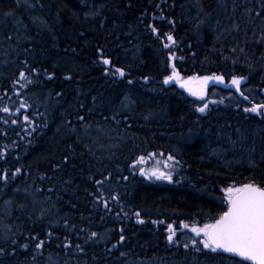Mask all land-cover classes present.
<instances>
[{
  "label": "trees",
  "instance_id": "obj_1",
  "mask_svg": "<svg viewBox=\"0 0 264 264\" xmlns=\"http://www.w3.org/2000/svg\"><path fill=\"white\" fill-rule=\"evenodd\" d=\"M166 34L176 41L170 48ZM172 62L183 79L245 77L248 99L217 85L204 100L190 98L163 83ZM106 67L125 77L105 75ZM21 71L33 83L21 87ZM127 93L139 114L120 117L111 142L95 145L98 137L75 131L103 124L114 105L128 107ZM253 104H264V0H0V108L10 109L0 111V177L8 176L0 178L8 209L0 208V264H238L196 252L190 240L200 238L188 229L169 244L166 229L218 218L229 185H264V116L244 112ZM124 137L139 150L114 155L109 148ZM149 153L174 155L171 182L142 176L146 162L131 167ZM105 157L124 160L135 185L111 192L119 197L108 201L111 211L94 197L93 179L115 173Z\"/></svg>",
  "mask_w": 264,
  "mask_h": 264
},
{
  "label": "snow or ice",
  "instance_id": "obj_2",
  "mask_svg": "<svg viewBox=\"0 0 264 264\" xmlns=\"http://www.w3.org/2000/svg\"><path fill=\"white\" fill-rule=\"evenodd\" d=\"M10 14V13H9ZM257 15H261V13H257ZM152 32L154 34L157 33V29L152 27ZM166 39L170 43H165V48H170L171 45H174L176 41L174 40L172 35L166 34ZM235 51V49H233ZM241 51H243L241 49ZM174 54L169 55V61L174 59ZM105 66H109L112 64L111 59L105 58L101 53V60ZM172 68V74L166 76L163 80L165 85L175 81L181 88L186 89L190 95L197 97L200 100H204L206 95L207 86L210 81H215L217 83H223L224 78L222 76H191L188 77L186 81H182L180 73L176 70L175 64H170ZM32 71H36L33 69ZM111 74L113 77L124 78L125 71L123 68L114 67L111 71L109 68H105V75ZM19 79L24 81L25 83L21 85V87H26V85L33 83L28 76H26L24 71L19 73ZM48 79H52L51 76ZM66 79H71V77H66ZM245 77H235L233 76L231 79V86L236 89L237 92L240 93L241 96L245 100L248 99L247 96L243 95L241 92V82L245 80ZM147 80V78H145ZM19 83V81H17ZM129 84L132 83L131 80L128 81ZM18 94V93H17ZM223 101H220L222 103ZM211 103L215 104L217 101H211ZM26 105L21 102L20 108H24ZM209 108L208 103H204L201 107H198L196 110L200 113H205ZM0 111L5 113H9L10 109L8 107L0 108ZM19 111V109H17ZM244 112L246 113H254L260 116H264V104H253L251 107L244 108ZM116 113L112 116V119H116ZM25 121H28V117H24ZM80 121L84 120L83 116L78 117ZM119 123V121H116ZM7 123V121H5ZM12 123H16L15 120ZM2 155V153H0ZM149 157H152L154 154L149 153ZM162 155V154H161ZM168 161H172L175 158L171 155L168 156ZM261 159H264V155H262ZM146 162L145 156H140L135 163L131 165L132 168H135L137 164H143ZM161 162H157V166L152 168L151 170L140 169V174L142 176L147 177L148 179H152L153 177L157 180H167L169 182L172 181V173L163 171L159 168V164ZM164 168H168L169 164L167 162H163ZM20 170L17 169V172ZM15 175V174H13ZM7 181L8 176L5 174L3 177H0ZM90 179H92L90 177ZM109 177H104L103 179H93L95 185L98 186L99 195L96 198L97 203L103 204L104 208L111 211L108 207V199L104 196L105 191V181L108 180ZM127 179V177H124ZM225 196L224 201L227 204V210L223 211L218 218L212 220V222L203 223L202 226H198L196 222H193L191 226L188 223L183 221L180 222L179 225L174 226L173 224L167 225V242L169 244H179L178 238L176 236L177 229H189L192 233L195 234L196 237L200 239H191L190 244L191 247L198 253L203 252L205 255L213 256V259L217 256H221L222 254H230V257H239L240 260L238 264H243L244 261H251L252 264H264V185L257 183L255 181H251L241 186L229 185L227 188L223 189ZM113 201H118L119 197L117 195H112L110 197ZM127 215V213H125ZM134 215L138 218L137 223L143 224L144 220L139 219L140 213L136 212ZM153 224L158 223L157 221H152ZM159 223H163L160 221ZM123 230H121L122 232ZM97 236L96 232H92L90 235V239ZM33 240L36 237H32ZM125 237L121 234L120 241L123 242ZM13 244L16 243L15 240L12 241ZM189 243H184L183 247L188 249L190 247ZM202 246V247H201ZM26 249L28 247L27 244L23 245ZM36 249H42L44 247V241H39L35 244ZM67 247V245H66ZM80 251L83 249L80 245H76ZM116 247V245H113ZM206 250V251H205ZM4 249L0 248V254H3Z\"/></svg>",
  "mask_w": 264,
  "mask_h": 264
},
{
  "label": "bare ground",
  "instance_id": "obj_3",
  "mask_svg": "<svg viewBox=\"0 0 264 264\" xmlns=\"http://www.w3.org/2000/svg\"><path fill=\"white\" fill-rule=\"evenodd\" d=\"M27 8L29 10H31V8H29V7H27ZM4 61H5V59H4ZM6 61H10V59L6 58ZM172 64H173V62H172ZM171 74H172V68L170 67V74L169 75H171ZM193 76H197V75H193ZM210 76H213V75H210ZM216 76H220V75H216ZM187 79L188 78H185V79L182 78V81L187 80ZM244 81L245 80H243V82ZM224 82L226 84V86L224 88H231V81L229 84H227L225 79H224ZM175 85L177 86V84H175ZM212 85H216V84H212ZM168 86H170V85H168ZM217 86H220V85H217ZM220 87H223V86H220ZM178 89L183 91L186 94V91H187L186 89H180V88H178ZM125 98H126V100L129 101L128 107H126L125 105H123V106L114 105V107H113V109L115 110L114 113L115 114L119 113V115H116V119L113 120L112 116L114 114H112L110 119L103 122V124L105 123V126H107L106 128H104L103 124L97 122L95 127H93L94 125L89 126L88 128L84 127L82 130H78V128H76L75 131L82 137H89L91 139L93 137H98V140H97L98 142H95V145L96 144H98V145L99 144H106L107 142H111L114 139V136H115L114 134L118 133L119 127L123 126L122 125L123 121H120V117H130L133 119H137L136 115L139 114V113H136V111H133L132 109H131L132 110L131 111L129 108V107L134 106V104H135V102L133 100L134 98H132V96L129 93H127L125 95ZM109 105H111V104H109ZM117 120L119 121V123L116 122ZM75 131H74V133H75ZM132 133H135V131H133ZM75 135H76V133H75ZM119 140L121 141V144L115 143L113 148L105 147L104 151L105 150H106L105 152L109 151L108 150V148H109L112 151V153H114V155H116V153H117V156H118L120 151H122L123 147H124V149L126 147L131 148L132 149L131 153H136L139 150V148L136 146L135 140H132L130 137H124V139L121 138ZM153 154L154 155L152 157H149V155H148L146 157V160L154 159V158L156 159L158 157L167 159L169 155L174 157V155L170 154V153H168L166 155H161V154H156V153H153ZM100 162L101 163L105 162L106 164H108L110 166L107 169L108 172H115L113 175H111L109 177L108 180H106V184L104 186V188H105L104 196L106 199H108V201L111 200L110 197L114 193L120 194L121 192L128 190V188H131L132 186L135 188L134 180L131 179L130 176L128 175L130 168L124 166V160L121 161V160L117 159V157L116 158L105 157V158H101ZM114 165H116V168ZM173 166H175V164H173ZM117 167L119 169H117ZM177 171L178 170L176 169V167L173 168V172H171L172 177L174 176V173H176ZM124 177H127V179H124ZM156 181H159V180H156ZM98 195H99L98 186H96V194H94L95 200H96ZM98 204H100V203H98ZM100 205H103V204H100ZM2 207H0V208H2ZM3 208H4V210H3L2 214L4 216H7L8 209L6 207H3Z\"/></svg>",
  "mask_w": 264,
  "mask_h": 264
},
{
  "label": "rangeland",
  "instance_id": "obj_4",
  "mask_svg": "<svg viewBox=\"0 0 264 264\" xmlns=\"http://www.w3.org/2000/svg\"><path fill=\"white\" fill-rule=\"evenodd\" d=\"M183 81H186V80H183ZM242 83H243V81L241 82V84H242ZM212 84L220 85V86H223V87L226 86L224 80H223V83H217V82H215V81H210L209 84H208V86H210V85H212ZM208 86H207V87H208ZM231 88H232V89H235V88L232 87V86H231ZM186 94H187L188 97H190V98L200 100V99H198L197 97H194V96L190 95L188 91H186ZM158 161L161 162V163L158 165L159 168H160L161 170L166 171V172H172V171H173L174 166L172 165V162H171V161H168V159L161 158V157H158V158H156V159L154 158V159H148V160H146L145 166H144V164H143V166H144V167H143L144 170L147 171V170H151L152 168L156 167ZM163 162H167V163L169 164V167H168V168H164V166H163ZM172 166H173V167H172ZM146 178H147V177H146ZM147 179H148V178H147ZM150 180H157V179H155V178L153 177V178L150 179ZM224 194H225V193H224ZM190 226H191V225H190ZM188 230H189V229H188ZM189 231H190V230H189ZM190 232H191V231H190ZM191 233H192V232H191ZM192 234L195 236L194 233H192ZM195 237H196V236H195Z\"/></svg>",
  "mask_w": 264,
  "mask_h": 264
},
{
  "label": "water",
  "instance_id": "obj_5",
  "mask_svg": "<svg viewBox=\"0 0 264 264\" xmlns=\"http://www.w3.org/2000/svg\"><path fill=\"white\" fill-rule=\"evenodd\" d=\"M175 83V81H173V82H171V83H169V84H167V85H171V84H174ZM177 87L178 88H180V89H184V88H181L178 84H177ZM227 210V209H226ZM226 255H229L230 256V254H227V253H225ZM234 258H236V259H239L240 260V258L239 257H234ZM245 263H247V264H252V262L251 261H244Z\"/></svg>",
  "mask_w": 264,
  "mask_h": 264
}]
</instances>
